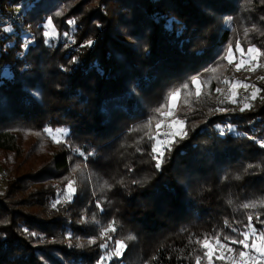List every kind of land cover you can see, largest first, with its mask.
Segmentation results:
<instances>
[{
	"label": "trees",
	"instance_id": "obj_1",
	"mask_svg": "<svg viewBox=\"0 0 264 264\" xmlns=\"http://www.w3.org/2000/svg\"><path fill=\"white\" fill-rule=\"evenodd\" d=\"M49 18L59 38L48 41ZM262 18L264 0H0V155H18L28 131L53 149L24 176L6 169L0 264H195L204 237L239 238L248 216L264 230V82L244 111L216 91L229 46L264 52ZM178 88L184 138L156 168L145 133L163 139L156 124L168 115L155 110ZM57 130L67 133L59 143ZM77 163L106 190L75 184L62 201ZM116 241L127 246L108 259Z\"/></svg>",
	"mask_w": 264,
	"mask_h": 264
},
{
	"label": "rangeland",
	"instance_id": "obj_2",
	"mask_svg": "<svg viewBox=\"0 0 264 264\" xmlns=\"http://www.w3.org/2000/svg\"><path fill=\"white\" fill-rule=\"evenodd\" d=\"M81 1V0H79ZM85 1V0H84ZM7 32H11L12 28L11 26H7L4 28ZM46 35L47 40H51L53 38H59L57 35L56 30L54 29L52 22L49 25L48 22L46 23ZM68 35L66 38L62 39V42H65V45L67 47H71L74 43V38ZM239 51L232 52V63L225 68L224 74H223V83L224 86L222 87V90L220 92V100L221 101H228L231 102L232 99H235V108H243L244 104L247 103L251 105L255 100L260 98V90L257 92L255 98H252V93L258 89L254 82L263 81L264 79H260V77H264V64L259 66L258 58L255 61L250 60V55L248 51L242 50V48L239 47ZM243 64V67L239 71L236 70L237 64ZM255 68V71H251V68ZM260 69V70H259ZM259 70L257 76L254 75L256 71ZM9 73L6 71L4 72L3 76H8ZM255 77V78H254ZM221 79V80H222ZM237 81L242 82L243 84L248 85L249 87L245 89L243 86H236L233 88V85L236 84ZM251 81V83L249 82ZM254 86V87H253ZM201 90V87H200ZM224 90H226L225 93V99L222 100L221 96L224 93ZM235 92V97L232 96V93ZM244 95V99L240 100L241 96ZM181 97V93L180 96ZM183 97V96H182ZM179 99V98H178ZM179 104V100H176L173 102V107L169 109V111L173 112V115L167 116V119L165 122H163V126L160 128V132L163 133V139L165 143L168 139H173L174 136H180V135H174V136H165L164 133H183L184 130V123L181 126L180 124L176 123V121H181L176 116V109ZM51 138L55 137V142L63 141L66 138L67 133L62 131L61 133H58L57 131H51L49 133ZM36 142H38L36 144ZM19 144L21 152L18 155H15L14 157H5L4 155H0V191L3 192L5 190L6 186V180H7V171L6 169H9L12 173L17 172V176H24L27 173L35 171L45 160L46 158H49V155L51 151L53 150L52 147H50L46 140L42 139L39 133L28 131V132H22L19 134ZM36 144V145H35ZM3 163V164H2ZM72 181L75 182L73 187L75 188V184H78V187H85L87 186V191L92 194L96 195L103 190H106V183H103V179L98 176L97 172L91 171L88 168H86L84 165L76 164L72 169ZM74 194L70 193L68 190L66 191V194L61 198L62 201H68L72 198ZM213 244V248H215V244ZM108 264V263H106Z\"/></svg>",
	"mask_w": 264,
	"mask_h": 264
},
{
	"label": "snow or ice",
	"instance_id": "obj_3",
	"mask_svg": "<svg viewBox=\"0 0 264 264\" xmlns=\"http://www.w3.org/2000/svg\"><path fill=\"white\" fill-rule=\"evenodd\" d=\"M264 19V18H262ZM70 23H74L73 21H70ZM48 24H51V18H49L48 20ZM255 30V28L253 29ZM45 35H48L47 33H45ZM261 35H264V33H261ZM92 43V41H88V44L90 45ZM237 50L239 51V46L237 45ZM248 53L251 54L250 55V60L251 61H255L257 60V58L259 56H264V52H261L260 49L256 48L255 46H251L247 49ZM232 47L229 46V48L227 49V54L225 57H223V59H227L229 61V63H232ZM241 67H243V64H237L236 65V70L239 71L241 69ZM251 71H255V68H251ZM260 79H264V77H260ZM192 83L194 85H197V91H196V95L199 96L200 93V85H199V79L198 77H193L192 78ZM243 86L245 89H247L249 86L246 84H243L240 81H237L236 84L233 85V88H235L236 86ZM184 89H187L189 86L188 84H184L182 86ZM254 87V86H253ZM216 91H221L220 89H216ZM259 91V89H256L253 93H252V98L254 99L257 92ZM236 93L233 92L232 96L235 97ZM180 96V89H176L172 92L169 93L167 100H168V104L167 105H161L160 108H157L155 111L157 113H159L161 116H171L173 115V112L169 111L167 113L163 112L162 109L164 107H168V108H172L173 107V102L178 100ZM187 102V101H186ZM233 103H235V99L233 98L232 101ZM251 105L245 103L244 107L241 108V111H244L245 109L250 108ZM176 123L180 124L181 126L183 125V121H176ZM151 126V121L148 122L147 125H145V127H150ZM163 126V122L162 121H158L156 124V128H157V136L160 135L159 133V129ZM229 130H231V126L229 125ZM50 131V130H49ZM58 133L62 134V130H57ZM146 135L149 136V139H155L156 143L152 148V152L156 153L157 156L154 157V159L157 160L156 163V168H160L161 164L163 163V160L161 159L164 156V149L167 148L168 151H171V145L176 143V141L174 139H168L167 143H165L164 141L158 139L157 137H153L151 136L149 133H145ZM165 136H174V135H181V139L184 138V134L181 133H164ZM53 139L55 140V137H53ZM57 143H59L60 141H56ZM262 147H264V143H262L261 145ZM251 167V165L249 166ZM75 182L70 181L68 183L67 190L74 194L75 192V188L73 187ZM135 183V181H134ZM60 201H56L53 203L52 207L55 208L56 204L59 203ZM259 206L260 207H264V201L259 202ZM243 208H255L257 207V203L256 202H252V203H247L242 205ZM253 217L252 216H248V221L249 223L245 225L246 230L243 232H239L238 233V237L239 238H233L230 236H223V238H221L218 235H215L212 237V239L210 240L208 237H204L202 240H198L197 243L201 245V248L203 250V255H198L195 258V264H202L203 260H207L208 264H213V259L215 258L216 260H220V261H225L227 262V264H264V230L261 231H257V229L252 225L251 221H252ZM257 219H259V217H257ZM262 223H264V221H261ZM226 225L228 224L227 221H225ZM116 231V228L114 227V222L112 224H110L108 226V228L103 229L101 231V237H107L109 232H114ZM233 231H237L236 229H233ZM32 235H36L35 233H32ZM110 238V237H109ZM128 240H132L134 239L133 236H129L127 237ZM214 241L215 244V248H213V244L212 242ZM89 243H95V240H90ZM231 245H241L242 248L237 250L235 248H233ZM126 244L124 241H116V248L114 251H112L109 256L107 257L108 259H110L112 256H121L123 254V250L124 248H126ZM101 248H107L108 245L106 243L101 244L100 245ZM102 260L105 259L104 257L101 258Z\"/></svg>",
	"mask_w": 264,
	"mask_h": 264
},
{
	"label": "built area",
	"instance_id": "obj_4",
	"mask_svg": "<svg viewBox=\"0 0 264 264\" xmlns=\"http://www.w3.org/2000/svg\"><path fill=\"white\" fill-rule=\"evenodd\" d=\"M225 93H226V90H224V93H223L222 96H221V99H222V100L225 99ZM244 95H245V94H243V95L241 96L240 100H243V99H244Z\"/></svg>",
	"mask_w": 264,
	"mask_h": 264
}]
</instances>
